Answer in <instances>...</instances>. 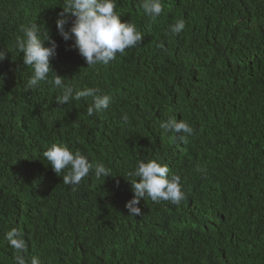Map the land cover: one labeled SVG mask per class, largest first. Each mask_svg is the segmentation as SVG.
I'll list each match as a JSON object with an SVG mask.
<instances>
[{"label":"trees","instance_id":"16d2710c","mask_svg":"<svg viewBox=\"0 0 264 264\" xmlns=\"http://www.w3.org/2000/svg\"><path fill=\"white\" fill-rule=\"evenodd\" d=\"M140 2L116 0L144 34L139 47L88 68L58 33L62 0H0V264H15L12 227L41 264H264V0H162L155 21ZM179 19L185 29L166 35ZM30 21L58 44L53 70L111 94L110 110L89 117L91 98L60 106L48 84L25 91L31 69L12 44ZM168 117L194 127L188 144L160 128ZM52 144L112 177L90 174L73 190L43 157ZM145 157L180 175L187 199L146 198L128 216L125 173Z\"/></svg>","mask_w":264,"mask_h":264},{"label":"clouds","instance_id":"9594fccd","mask_svg":"<svg viewBox=\"0 0 264 264\" xmlns=\"http://www.w3.org/2000/svg\"><path fill=\"white\" fill-rule=\"evenodd\" d=\"M61 8L63 10L56 20L58 33L65 42L73 41L72 48L78 50L88 68L109 65L118 56L126 55V50L139 47L143 40L144 34L133 22L121 21L120 13L116 10V0H62ZM140 8L153 21L164 12L162 0H141ZM185 27V21L179 19L169 25L166 35L178 36ZM19 31L22 35L16 37L12 47L23 54V65L31 69L25 91L38 89L42 84L53 86L60 89V94L56 97V104L60 106L69 104L72 100L87 101L91 98L87 107L89 117L111 109L115 103L111 94L96 87L76 89L67 85L65 77L53 70L52 60L57 56L58 44L51 38L47 27L30 21L20 25ZM161 48L163 49V45ZM6 58L7 53L0 51V62ZM50 73L54 75L50 76ZM128 122L129 116L123 113L121 123ZM159 126L165 134H171L182 144H188L195 135L194 127L183 119L168 117ZM43 157L52 170L63 178V184L71 186L73 190L90 174L97 180L112 177L110 167L100 161H90L80 151L71 150L67 144H52L43 152ZM125 175L128 177L125 180L132 185L133 193V198L125 205L128 216H141L142 209L139 205L146 198L155 203L167 201L177 206L187 199L181 176L171 171L163 161L145 157L138 160L134 168ZM5 239L14 250L15 264H41L39 257L29 255V246L21 229L12 227L5 233Z\"/></svg>","mask_w":264,"mask_h":264}]
</instances>
